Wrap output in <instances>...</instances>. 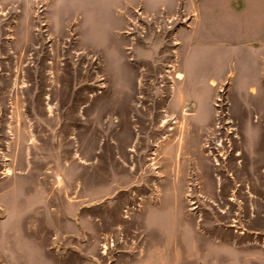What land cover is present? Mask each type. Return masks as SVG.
<instances>
[{"label":"rangeland","instance_id":"1","mask_svg":"<svg viewBox=\"0 0 264 264\" xmlns=\"http://www.w3.org/2000/svg\"><path fill=\"white\" fill-rule=\"evenodd\" d=\"M0 264H264V0H0Z\"/></svg>","mask_w":264,"mask_h":264},{"label":"crops","instance_id":"2","mask_svg":"<svg viewBox=\"0 0 264 264\" xmlns=\"http://www.w3.org/2000/svg\"><path fill=\"white\" fill-rule=\"evenodd\" d=\"M144 4H145V2H144ZM149 4V3H148ZM166 4H163V7L165 6Z\"/></svg>","mask_w":264,"mask_h":264}]
</instances>
